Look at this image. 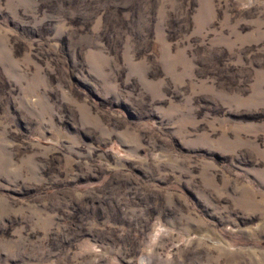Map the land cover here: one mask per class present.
Masks as SVG:
<instances>
[{"label":"rangeland","instance_id":"374dc122","mask_svg":"<svg viewBox=\"0 0 264 264\" xmlns=\"http://www.w3.org/2000/svg\"><path fill=\"white\" fill-rule=\"evenodd\" d=\"M0 264H264V0H0Z\"/></svg>","mask_w":264,"mask_h":264}]
</instances>
